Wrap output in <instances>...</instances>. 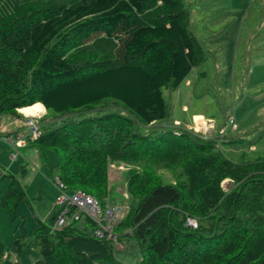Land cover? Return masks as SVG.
I'll use <instances>...</instances> for the list:
<instances>
[{
	"label": "trees",
	"instance_id": "trees-1",
	"mask_svg": "<svg viewBox=\"0 0 264 264\" xmlns=\"http://www.w3.org/2000/svg\"><path fill=\"white\" fill-rule=\"evenodd\" d=\"M205 59L182 0H0V117L37 104L58 117L100 112L109 102L127 113L49 128L44 116L41 137L26 148L69 190L104 207L110 165H126L131 204L114 229L117 241L89 234V222L55 232L41 225L34 264H123L114 244L130 237L142 253L136 264H264V156L233 162L214 137L175 123L142 131L168 118L164 88L178 89ZM162 170L184 177L166 183ZM25 198L12 178L2 204L17 216ZM28 238L13 243L17 260L0 239V264H20Z\"/></svg>",
	"mask_w": 264,
	"mask_h": 264
},
{
	"label": "rangeland",
	"instance_id": "rangeland-1",
	"mask_svg": "<svg viewBox=\"0 0 264 264\" xmlns=\"http://www.w3.org/2000/svg\"><path fill=\"white\" fill-rule=\"evenodd\" d=\"M182 1L189 11V29L206 59L191 71L178 89L164 88L168 118L149 128H142V131L168 129L175 127V123L179 128H187L204 138L214 137L218 149L233 162L254 161L263 157L264 0ZM109 103L100 112L65 117L47 113L43 106V112L32 114H42L41 119L21 112L25 125L18 133L26 131L28 119L38 120L43 130L45 115L47 128L64 121H79L109 112L127 115L114 102ZM196 114L205 115L207 120L198 117L204 121L198 120V123L194 118ZM15 128L16 120L12 114L0 117V239L5 243L8 254L17 260L11 252L12 245L24 233L29 234L26 240L28 247L19 260L20 264H34L42 257L32 237L41 225L51 226L52 229L51 220L60 211L56 202L58 191L52 183L57 172L47 168L35 148L21 149L19 158L12 159V149L6 140L7 134L14 133ZM50 161L53 166L58 163L54 152H50ZM128 169L126 165L117 163L111 164L109 169L110 195L107 201L122 209L119 221L128 214L131 204L126 183ZM177 172L162 170L166 183L177 180L181 171ZM12 178L20 182L26 194L16 210L17 216L2 204ZM223 186L227 190L231 182L225 181ZM88 233L93 234V227H88ZM113 256L123 264H136L142 259L139 244L133 237L115 243Z\"/></svg>",
	"mask_w": 264,
	"mask_h": 264
},
{
	"label": "built area",
	"instance_id": "built-area-1",
	"mask_svg": "<svg viewBox=\"0 0 264 264\" xmlns=\"http://www.w3.org/2000/svg\"><path fill=\"white\" fill-rule=\"evenodd\" d=\"M42 114L32 116L41 119ZM44 116V115H43ZM25 132L17 133L15 137H8L7 143L12 149V159L17 160L21 155V149L27 147L30 141L41 137L43 130L38 120L28 119ZM58 195L56 202L60 211L52 226L51 231L55 232L74 222H89L93 227V234L100 240L117 241L114 229L120 224L118 215L122 209L117 205H111L109 202L104 207L99 200L84 190H69L67 185L57 175L52 181ZM190 224L197 226L196 221H190Z\"/></svg>",
	"mask_w": 264,
	"mask_h": 264
},
{
	"label": "crops",
	"instance_id": "crops-1",
	"mask_svg": "<svg viewBox=\"0 0 264 264\" xmlns=\"http://www.w3.org/2000/svg\"><path fill=\"white\" fill-rule=\"evenodd\" d=\"M39 106H43V105H41V104H38ZM44 107V106H43ZM44 109H45V112H47L46 111V108L44 107ZM21 112H23L22 110H19V114L17 115V116H14V119L16 120V131L14 132V133H12V132H10L9 134H7V136L8 137H10V136H12V135H15L16 133H18L19 131H21L20 130V127L21 126H24L25 125V118H24V116L22 115V113ZM21 114V115H20ZM26 114V113H25ZM28 115V114H27ZM21 117H23L24 119L22 120V118ZM198 117H203V119L204 120H207L206 119V117H205V115H203V114H196V115H194V118H198ZM24 124V125H23ZM2 137L0 136V139H1ZM6 143H7V141H6ZM8 144V143H7ZM9 145V144H8ZM25 149V148H24Z\"/></svg>",
	"mask_w": 264,
	"mask_h": 264
},
{
	"label": "bare ground",
	"instance_id": "bare-ground-1",
	"mask_svg": "<svg viewBox=\"0 0 264 264\" xmlns=\"http://www.w3.org/2000/svg\"><path fill=\"white\" fill-rule=\"evenodd\" d=\"M23 111V113H26V114H28V115H32V114H35V113H37V112H39V113H41V112H43V109L41 108V106H35V107H33L32 109H27V110H22ZM33 116V115H32ZM203 121V120H201V119H197V122L199 123V121ZM204 122V121H203Z\"/></svg>",
	"mask_w": 264,
	"mask_h": 264
}]
</instances>
